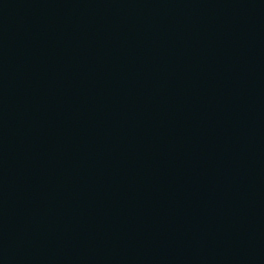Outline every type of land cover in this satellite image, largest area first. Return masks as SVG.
<instances>
[{
    "label": "water",
    "instance_id": "obj_1",
    "mask_svg": "<svg viewBox=\"0 0 264 264\" xmlns=\"http://www.w3.org/2000/svg\"><path fill=\"white\" fill-rule=\"evenodd\" d=\"M0 264H264V0H0Z\"/></svg>",
    "mask_w": 264,
    "mask_h": 264
}]
</instances>
